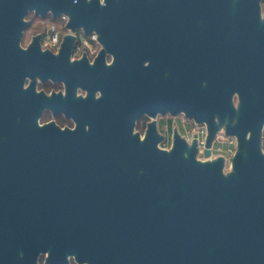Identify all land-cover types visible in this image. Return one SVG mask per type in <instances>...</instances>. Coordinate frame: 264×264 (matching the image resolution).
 <instances>
[{
    "label": "water",
    "instance_id": "obj_1",
    "mask_svg": "<svg viewBox=\"0 0 264 264\" xmlns=\"http://www.w3.org/2000/svg\"><path fill=\"white\" fill-rule=\"evenodd\" d=\"M148 1L108 0L107 7H100L97 0H0V241L8 224L19 226L28 212L48 201L37 197L38 188L51 187L60 263L74 241L87 238L98 259L115 257L116 264H264V156L256 134L251 141L238 136L235 170L224 177L222 158L195 162L194 147L185 151L177 135L168 154L156 149L157 136L140 143L138 135L107 132L99 125L74 132L36 125L21 88L25 71L33 65L16 43L25 10L68 13V26L99 32L103 25L129 24L131 6ZM184 1L198 6L201 37L185 40V97L175 105L198 121L207 120L208 145L215 129L211 72L198 66L195 50L209 51L216 11L254 26L249 33H264L257 28L264 22L257 21L260 0ZM63 39L68 48L71 37ZM201 79L206 87L199 86ZM93 177L119 182V215L103 213L98 201L85 197L79 181ZM182 230L197 232L196 249L191 246L187 260L174 243L175 233ZM117 234L120 250L115 253Z\"/></svg>",
    "mask_w": 264,
    "mask_h": 264
},
{
    "label": "flooded vegetation",
    "instance_id": "obj_2",
    "mask_svg": "<svg viewBox=\"0 0 264 264\" xmlns=\"http://www.w3.org/2000/svg\"><path fill=\"white\" fill-rule=\"evenodd\" d=\"M28 9L31 8L28 7L23 15ZM198 10V6L187 4L184 0H149L143 6H131L129 24L115 27L103 25L99 31V38L106 49L116 56L112 67L104 66L103 53L95 67H89L86 58L79 63H69L68 57L75 43L72 37L68 48L63 46L59 56L42 54L38 47L39 39L44 37V32L41 31L44 18H41V23L30 28L26 35V38L34 37L33 45L27 52L20 50L25 61L33 65V69L25 71L21 88L24 77L32 76L33 86L28 91H23V94L36 119L42 109L48 108L53 113H45V119L55 118L63 123L65 113L78 122L79 131H85V125H90V128L99 125L107 132L131 134L136 118L145 112L153 116L159 112V116L145 117L140 122L141 131L152 121L158 124V130L167 138L166 143H170L174 135L179 137L181 134H191L194 125L185 123L183 116L179 114L183 109L175 104H180L185 97V40L201 37L198 32ZM35 19V16L31 17L30 26ZM257 21L263 23L259 17ZM26 27L28 25L23 24L20 32ZM253 28L254 26L246 22L236 21L228 14L220 15L216 11L209 51H201L200 48L195 50L198 66L211 72L210 118L215 125L208 145L204 129L200 130V142L209 151L217 154L228 151L226 145L222 146L214 138L218 127L224 124H227L229 134L243 138L251 130L253 135H257L259 146V129L264 124V33H249L248 30ZM257 28L264 29V26L258 25ZM77 37L76 48H79V41L87 37L80 32H77ZM61 38H64L63 33ZM146 60L150 61L147 68L143 66ZM36 76H40L45 82L49 77L55 81H65L67 96L53 93L51 98H47L43 93L35 94ZM199 84L201 88L207 85L205 79H201ZM77 86L89 91L87 99L75 97ZM42 87L46 90L61 88L60 85L51 84ZM97 89L103 92L100 100L94 99ZM234 91H238L241 96L239 111H235L231 105ZM214 117L219 118V124L214 122ZM147 136L151 140L157 136L156 143L162 139L156 133L154 123L149 125ZM187 149L185 144V151ZM222 165L223 159L221 167ZM79 183L87 191L85 197L98 201L103 213H121V203L118 202L120 186L117 180L93 177ZM51 189L39 187L37 197L46 196L48 201L45 204L39 203L37 209L28 212L19 226L14 228L8 224L5 227L3 239L0 241V264H35L40 251H50L48 264H67L66 255L72 253L78 259H87L91 264H116L115 257L113 261L109 258L98 259L87 238L82 242L74 241L64 252L63 261L59 262L56 215ZM43 190L49 193L43 194ZM115 228L117 232L121 228L120 219L116 220ZM196 233V230L175 233L174 243L176 247L183 249L185 260L189 257L191 246L196 249ZM114 248L115 253H118L120 234L115 236ZM40 264H44L43 257Z\"/></svg>",
    "mask_w": 264,
    "mask_h": 264
},
{
    "label": "clouds",
    "instance_id": "obj_3",
    "mask_svg": "<svg viewBox=\"0 0 264 264\" xmlns=\"http://www.w3.org/2000/svg\"><path fill=\"white\" fill-rule=\"evenodd\" d=\"M79 0H72L73 4L78 3ZM86 3L91 4L93 3V0H85ZM98 5L100 7H107L108 6V0H98ZM259 19L261 22H264V0H261L259 3ZM35 16L36 19L33 21L32 25H29V20L31 17ZM41 18H44L43 21V27L41 29L42 32H44V37L39 39L38 47L39 51L42 54H48L50 53L52 56L56 57L59 56L64 44L65 39L61 38V34L63 33V36L66 37H72L74 38V45L72 47L71 53L68 57L69 63H79L83 59H87V63L89 67H95L96 62L98 58H100L101 53H103V64L105 67H112L116 61V56L113 52L108 51L101 41L100 33L93 29L90 33L86 31V29L83 26H80L78 28H72L68 25L71 21V16L68 13H61L59 17L55 16L52 9H48L46 15L38 14L37 10L35 8L28 9L26 11V14L21 17V22L23 24L28 25V27L23 28L20 32L17 45L18 48L21 51L27 52L29 51L30 47L34 43V37L33 38H26L27 33L30 31V28L36 27L38 23H41ZM51 18V19H48ZM77 32L83 33L87 39H83L79 41L80 47L76 48L78 37ZM37 35H40V33H37ZM46 37V38H45ZM144 67L150 66V61L146 60L144 61ZM60 85L61 88L55 89H48L46 90L42 85ZM33 86V77L32 76H25L23 83H22V91H28ZM34 92L35 94L39 95L43 93L45 97L51 98L53 96V93L59 94L61 96H67L68 90H67V84L65 81H55L51 77H49L46 82L44 79H42L40 76L35 77V84H34ZM89 96V91L83 87L77 86L75 88V97L81 98V99H87ZM103 96V92L100 89H97L94 93V99L100 100ZM231 105L235 111H239L240 105H241V96L238 91H234L231 95ZM45 113H53L51 109L44 108L41 110V114L36 119V125L40 128H44L45 126L54 124L61 132L64 130L69 131H76L78 128V122L72 118L68 117L65 113V121L61 123L60 121L56 120L55 118H49L45 119L44 114ZM170 113V112H169ZM159 112L155 116L145 112L140 117L136 118L133 121V126L131 129V134L133 136L139 137V142L143 143L148 135L149 131V125L155 124L156 133L162 137L161 140H159L155 147L157 150L164 152V153H172V151L175 148L176 139L173 137L171 139L170 143H166L165 140L166 137H163V134L158 130L159 126L155 122L150 121L148 126L144 128L143 131H141L139 125L140 122L145 117H156L159 116ZM185 120V123H191L194 125L192 128L191 134H181L179 137L181 140L185 142V144L188 146L189 149L195 148L194 153V159L195 162H198L200 164H208V163H215L218 161L219 158L223 159V165L220 169L221 174L224 177H228L231 175L235 170V164L234 159L238 154L239 151V137L236 134H229L227 130V124L221 125L218 127V130L215 133V140L219 141L222 146H227L228 151L227 153L220 152L217 154L216 152L209 151L204 145L200 142V130L204 129L205 133L207 134L210 132L209 124L207 120L204 121H198L195 117L189 116L186 111L181 110L179 112ZM214 122L219 124V118L214 117ZM85 131L90 130V125L84 126ZM185 132H187V129H185ZM253 138V133L251 130L247 131L245 134V140L251 141ZM210 153L206 155L205 153ZM259 153L260 155L264 156V124L260 125L259 129ZM185 158H188L189 153H184ZM50 251H40L37 254V257L35 259V264H40L41 257L44 258V264H48V261L50 259ZM66 261L67 264H89V261L87 259H78L77 255L67 254L66 255Z\"/></svg>",
    "mask_w": 264,
    "mask_h": 264
},
{
    "label": "rangeland",
    "instance_id": "obj_4",
    "mask_svg": "<svg viewBox=\"0 0 264 264\" xmlns=\"http://www.w3.org/2000/svg\"><path fill=\"white\" fill-rule=\"evenodd\" d=\"M261 1V0H260Z\"/></svg>",
    "mask_w": 264,
    "mask_h": 264
}]
</instances>
